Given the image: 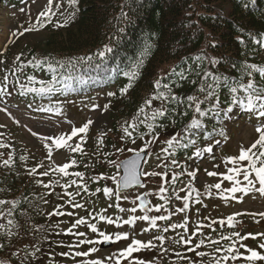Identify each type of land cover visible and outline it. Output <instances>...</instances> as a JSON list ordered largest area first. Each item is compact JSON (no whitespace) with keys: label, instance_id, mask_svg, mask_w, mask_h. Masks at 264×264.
<instances>
[{"label":"trees","instance_id":"trees-1","mask_svg":"<svg viewBox=\"0 0 264 264\" xmlns=\"http://www.w3.org/2000/svg\"><path fill=\"white\" fill-rule=\"evenodd\" d=\"M15 1L0 0V4ZM76 1L77 19L71 28L49 34L39 51L29 48L20 54V59L25 56L27 67L21 74L19 65L17 88L25 84L35 91L34 95L54 91L65 96L115 86L109 107L114 122L135 120L133 129L125 123L131 139L137 134L158 137L167 144L175 137L167 155L178 162L191 152L193 144L200 146L214 138V130L180 134L182 126L204 121L199 108L207 111L215 104L225 108L233 105L241 120H250L249 111L236 101L247 103L249 93L243 86L249 81L264 89L260 71L264 0ZM101 52H105L103 58L98 55ZM133 71L137 75L130 80ZM41 88L51 91L39 92ZM124 89L127 91L122 93ZM154 102L161 104L162 108L156 110L162 111V116L153 118L149 104ZM205 124L221 134L212 121ZM113 132H117L115 123ZM0 142V201L4 202L0 204V258L10 264L42 262L47 253H58L50 228L60 210L53 215L44 208L54 188L48 190L49 183L42 180L45 171L39 160L28 158L18 145ZM92 144L85 156L77 152L72 172H97L99 166L92 159L97 156L99 141L94 139ZM114 146L106 140L103 154L107 157ZM181 170L180 164L179 171L172 170L170 176L179 175ZM98 188L92 183L88 191L94 193ZM97 217L98 212L88 215L92 223ZM206 217L204 214L201 220ZM249 224V218L239 216L234 217L231 227L219 220L201 222L206 225L203 233L209 234L207 242L212 246L191 248L174 239L180 264H264V260L222 258L246 257L250 255L246 249L264 255V248L259 247L264 244V216L258 217L254 227ZM257 227L263 229L262 234L254 232ZM249 235L257 238L241 240ZM28 240L35 243L33 248L26 247ZM229 247L233 253L226 251ZM164 253L170 254V249Z\"/></svg>","mask_w":264,"mask_h":264},{"label":"rangeland","instance_id":"rangeland-1","mask_svg":"<svg viewBox=\"0 0 264 264\" xmlns=\"http://www.w3.org/2000/svg\"><path fill=\"white\" fill-rule=\"evenodd\" d=\"M57 4L60 5L58 9ZM47 7L48 0H23L14 7L0 9V90H4L0 94V139L8 140V145H18L31 160H39V166H42L45 171L42 177L49 183L48 190L54 188V193L48 194L49 201L44 203V208L52 213L55 209L60 210V214L51 221L50 228L51 232L55 233L53 240L57 243L56 251L58 253H47L46 259L39 263L21 261L18 264H56L57 261L59 264H92L94 261H99L100 264H115L116 259L120 260V264H133L135 261L142 262V264H180L179 253H176V249L171 246L172 239L176 236H184V239H189L196 232L193 225L197 217L193 215L192 211L189 213L191 214L187 227L189 231H184L181 225L185 222L186 210L188 206L193 205V201L194 205H197L199 199L200 202H204L213 198L211 203L219 205L220 208L212 209V214L215 215L221 211L225 217L241 208L264 212V196H261L259 192H251L249 195L243 194L242 196L234 195L230 191L229 184L224 185L226 181L221 180L220 182V178L214 173L223 170L220 169L219 159L212 160L211 153H206L204 150L195 151L188 161L186 171L182 173L184 175L178 178L179 189L172 192L171 187L175 180L173 176H167V173L173 164L164 158L163 144L165 141L158 137H141L137 134H134L131 139L132 133L127 131L125 123L129 125L130 129H133L136 121L114 122L109 109L111 91L52 101L22 99L15 96L12 85L19 65L21 74L27 67V63L24 62L25 56L20 59V54L23 55L29 48L39 51L40 44L49 34L69 29L76 22L77 1L74 6H70L68 0H53L52 11L55 14L51 15V20L42 18L40 23H43L44 27L39 28L38 31H28L34 25L39 27L37 18L45 12ZM262 59L264 62V54ZM106 105L107 108H105ZM161 108L162 106L158 102L149 104V111L152 113L158 112L159 110L156 109ZM215 108L220 110L219 107ZM225 114L227 120L222 125H225L231 136L227 146H224L226 152H231V148L236 146L239 150L241 147L245 149L250 147L258 138L255 130L245 125H240L238 129L230 128L235 111H227ZM260 119L264 122V117H260ZM89 121L92 124L87 133H80L73 136L72 139H68L72 135L73 129H79ZM114 123L117 126V132H113ZM199 130L200 128L197 127V131ZM60 137L67 140V145L57 149L53 140ZM94 139L99 141L98 148H96L97 156L95 155L92 159L99 166L96 169L97 172L92 170L91 173L85 172L77 175L69 167L64 173L57 171L65 165L72 164L76 151L73 149L77 144H79V148L84 146L86 153L93 148ZM106 140L115 144L107 157L103 154ZM218 146L219 144L215 143L211 150L214 151ZM139 151H146L149 155L143 168L144 185L141 189L119 196L116 192L118 164L128 155ZM81 153L85 156L84 152ZM197 153L200 155H196ZM230 168L232 167H227L228 170ZM192 173H195V176ZM208 173L215 175L210 176ZM113 176L116 177L115 181L112 179ZM92 183L97 184L99 188L90 194L86 192V188ZM216 184H220L219 189L213 187ZM241 186L244 185L241 184ZM257 187L259 186L257 185ZM105 189L110 191V196L104 194ZM207 189L209 196L205 197ZM192 190H198V193L196 196L190 195L191 201L188 203L185 196ZM171 192L172 194H170ZM141 194L146 195L149 204L148 209L143 212L136 208L135 203L136 198ZM232 196L233 199L230 200ZM239 197H242L241 202L234 205ZM76 205L82 207H76ZM96 208L100 210L98 211L100 217H97L99 219L96 222L92 223L91 218L82 217V220L86 219L87 223L83 224L84 227L80 228L75 237L72 235L62 237L70 228L75 229L80 226L76 222L82 212H94L97 211ZM157 208L159 211H156ZM120 209H135V211H120ZM178 209L180 211H177ZM201 212L202 209L199 208L198 213L201 214ZM142 216H148L150 220H155V226L140 220L139 217ZM164 217L167 219H163ZM130 218L135 219L134 225L124 224V221ZM108 219H111L113 223L108 224L106 222ZM117 224L122 226L117 227ZM74 225L75 227H73ZM89 225H95L97 233L91 232ZM167 226L170 228H166ZM145 228L148 231H144ZM99 232L111 237L117 234H127L128 239L112 242V246L108 249H102L100 244L95 248L93 247L96 245L95 243H88L86 240L88 238V241H95ZM59 237H62V243L58 245ZM21 239L23 240V238ZM133 240L153 246L138 248L127 258L118 256L117 254L127 249ZM63 243L64 245H62ZM203 243L209 248L212 244L206 241ZM34 246L35 243L32 240L26 244L28 248ZM159 247L162 248L159 249ZM154 248H158V251L154 252ZM165 248L171 249V254L168 257L167 254L163 255ZM59 249L62 250L61 254H59ZM93 249L96 250L93 251ZM75 253L90 254L74 255ZM19 254L17 252L18 256ZM109 257H113V259H108ZM0 264L10 263L6 259L0 258Z\"/></svg>","mask_w":264,"mask_h":264},{"label":"snow or ice","instance_id":"snow-or-ice-1","mask_svg":"<svg viewBox=\"0 0 264 264\" xmlns=\"http://www.w3.org/2000/svg\"><path fill=\"white\" fill-rule=\"evenodd\" d=\"M68 3L70 6H74L76 3V0H68ZM52 4H53V0H48V7L46 8L45 12L40 14V17H38V25L37 26H33L32 28L28 29V31H32V30H39V28L44 27L43 23H40V20L42 18H47L49 21L51 20V15H54L55 13L52 11ZM57 9L60 7L59 4L56 5ZM106 52H111V49H106ZM101 58H103V56L105 55V52H101L98 54ZM262 72V74H264V70H260ZM137 73L135 71L132 72L131 76L129 77L130 80L135 79L136 78ZM5 80H7V77H5ZM31 80V78H30ZM159 84V82H157ZM51 91V88L49 89H45V88H41L39 89L40 92H44V91ZM4 90H0V94L3 93ZM127 89L122 90L123 92H126ZM233 91H236L235 89ZM243 91L248 92V96L246 97L247 103H244V101H236L238 103L241 104L242 108L246 111H254L257 113V118L260 117H264V89L258 88L253 82L249 81L248 84L243 86ZM109 95H112L111 93ZM156 97H153V99H155ZM105 108H107V105L105 106ZM141 111H143V109H141ZM229 111H231L229 109ZM164 113L161 112H156L153 113V118H155L156 116H162ZM92 124L91 121H89L88 123H86L85 125H83L82 127H80L79 129H73L72 131V135L68 137V139H72L73 136H76L80 133H87L89 126ZM198 123L197 122H193V124L191 125V127H198ZM256 133L258 134V138L250 145V147H248L247 149L241 147L240 151H239V155L237 157L234 158H229L225 161V163L227 164H231L233 165L232 168L229 169V173H231L230 175H225L223 177L224 180L227 181H231L233 184V187L230 189V191L235 194L237 192H241L244 195H249L251 192H259V194L261 196H264V125H259L256 126L255 128ZM175 137H173L172 139H170L169 141H167V144L169 146V148H171L173 146V143L175 141ZM53 143L55 144L57 149L63 148L67 145V140L63 137L57 138L55 140H53ZM79 149V144L76 145V148L73 149L78 150ZM205 152H211V148H205L204 149ZM138 155V154H137ZM196 155H200V153H197ZM244 162H246V166L245 167H240L241 164H243ZM124 168L126 171V175L123 177V184L121 185L122 187H128L131 184L134 183H138V179L135 173V169L137 168V162L135 160L133 161H128L124 163ZM71 167V165H65L62 168L57 169V171L64 173L65 170ZM210 176L211 175H215L214 173H208ZM77 175H79L77 173ZM193 176H195V173H192ZM243 176V180H238L236 179V177H240ZM254 176L255 180L250 179V177ZM112 179L115 181L116 177L113 176ZM243 184L244 186L241 187L240 185ZM257 185L259 187H257ZM45 187H47V185H45ZM213 187H215L216 189L220 188V184H216ZM67 194V193H66ZM104 194L106 196H110L111 193L109 190L105 189L104 190ZM4 203L3 201H0V204ZM76 207H82L81 205H76ZM120 211H135V209H120ZM156 211H159V209L157 208ZM177 211H180L179 209ZM59 213H53V215H57ZM260 215L264 216V213H261ZM140 220L143 221H147L149 223H151L153 226H155V220H150L148 216H142L139 217ZM163 219H167L166 217H164ZM234 217H230L229 221L233 220ZM108 224H112L113 221L111 219H108L106 221ZM77 224H86L87 221L85 220H78L76 222ZM135 223V219L130 218L128 220L124 221V224L132 226ZM122 225L117 224V227H120ZM229 226L231 227V223H229ZM75 227V225L73 226ZM89 230L93 233H97V228L95 225H89ZM144 231H148L147 228L144 229ZM66 234H72L71 230H69L68 233ZM83 235V234H80ZM98 235L100 237H102L101 240H97V241H87L88 243H97V244H102V243H111V242H117L120 240H126L128 239V235L127 234H117L114 237L108 236L103 232H99ZM264 235V234H262ZM257 237L254 236H247V237H241V240L243 239H256ZM225 239H229V237H225ZM153 245H149V244H142L139 241H135L133 240L131 245L125 249L124 251H121L120 253H118L117 255L120 257H125L127 258L128 256L131 255V253L135 250H137L138 248L144 247H152ZM200 245H196V247H199ZM259 247L264 248V244L259 245ZM96 249H93V251H95ZM194 250V249H193ZM226 251L228 253H233L234 249L232 247H229L226 249ZM246 251L250 252V255L246 256V257H237L235 255H232L231 257H222L224 260H228V259H232V260H236V259H244L247 261H253V260H264V255H260L258 252L251 250V249H246ZM90 253H84V254H80V253H75L74 255H89ZM108 259H113V257H109ZM92 264H100L99 261H94L92 262ZM115 264H120V260L116 259L115 260ZM133 264H142V262L139 261H135L133 262Z\"/></svg>","mask_w":264,"mask_h":264},{"label":"water","instance_id":"water-1","mask_svg":"<svg viewBox=\"0 0 264 264\" xmlns=\"http://www.w3.org/2000/svg\"><path fill=\"white\" fill-rule=\"evenodd\" d=\"M145 156H146V153H144V152L136 153L134 155H131L130 157H128L127 159L123 160L120 163V165H119L120 178H119V181H118V192L119 193L128 192L132 188L140 187L142 185L140 170H141L143 161L145 159ZM133 160H135L137 162V165H138L137 168L135 169V173H136V176H137V179H138V183L131 184L128 187H122L121 185L123 184V177L126 175V171H125V168H124L123 165H124L125 162L133 161ZM137 201L139 203V208L140 209H144L146 207V201H145V197L144 196L139 197Z\"/></svg>","mask_w":264,"mask_h":264}]
</instances>
